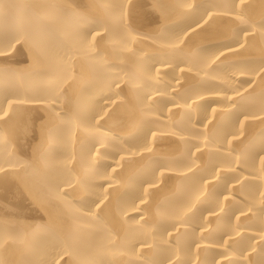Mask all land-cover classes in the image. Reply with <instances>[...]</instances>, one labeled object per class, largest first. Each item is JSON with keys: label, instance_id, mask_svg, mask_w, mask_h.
Listing matches in <instances>:
<instances>
[{"label": "bare ground", "instance_id": "bare-ground-1", "mask_svg": "<svg viewBox=\"0 0 264 264\" xmlns=\"http://www.w3.org/2000/svg\"><path fill=\"white\" fill-rule=\"evenodd\" d=\"M0 264H264V0H0Z\"/></svg>", "mask_w": 264, "mask_h": 264}]
</instances>
